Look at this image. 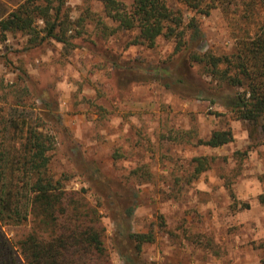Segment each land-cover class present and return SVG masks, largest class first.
Returning <instances> with one entry per match:
<instances>
[{
	"label": "rangeland",
	"instance_id": "374dc122",
	"mask_svg": "<svg viewBox=\"0 0 264 264\" xmlns=\"http://www.w3.org/2000/svg\"><path fill=\"white\" fill-rule=\"evenodd\" d=\"M24 1L0 0V18ZM164 1L185 22L195 17L204 35L201 52L231 53L237 38L252 35L264 20L261 0H216L209 15ZM63 8L71 21L69 44L45 39L33 46L23 32L0 40V122L18 100L38 114L45 109L42 97L58 113V129L44 119L54 137L49 168L63 175L68 190L84 189L97 204L109 264L126 261L114 248L115 208L95 195V173L111 182L122 207L137 193L131 230L155 234L134 264H264V204L258 200L264 192V143L262 136L250 137L260 128L233 118L219 100L182 97L149 73L123 77L114 64L161 63L174 50L172 39L158 37L152 47L136 43L138 31L116 29L100 0H64ZM249 13L255 14L242 16ZM189 70L202 86L211 82L201 66ZM228 128L229 143H198ZM201 156L208 168L195 176L194 158ZM17 229L2 227L8 237Z\"/></svg>",
	"mask_w": 264,
	"mask_h": 264
},
{
	"label": "trees",
	"instance_id": "16d2710c",
	"mask_svg": "<svg viewBox=\"0 0 264 264\" xmlns=\"http://www.w3.org/2000/svg\"><path fill=\"white\" fill-rule=\"evenodd\" d=\"M176 1L203 15H209L217 6L216 0ZM100 2L106 16L116 23V29L138 31L136 43L152 47L161 36L175 42L171 55L158 64L143 66L138 61L119 65L114 61L123 77L149 73L182 97L201 96L212 103L219 100L233 118L257 125L261 133L250 137L258 140L262 136L260 142L264 143V20L252 35L237 38V47L231 53L215 54L198 49L204 35L195 17L185 22L182 12L170 8L164 0H132L130 7L119 0ZM258 2L264 6V0ZM63 7L64 0L56 5H41L36 0L19 3L0 18V40L9 32H23L29 35V44L33 46L45 39L69 44L71 21ZM254 14L242 16L250 18ZM38 20L43 23L41 28ZM193 65L201 66L211 78L206 87L191 78L189 69ZM40 99L45 109L38 114L18 100L17 106H11L0 122V264H109L110 251L97 204L89 201L84 189L68 190L63 175L56 176L49 168L54 137L47 132L44 119L53 121L57 129L61 121L44 98ZM232 140L228 128L215 130L198 143L218 147ZM194 160L197 176L208 168V161L202 156ZM95 175L98 202L106 199L115 208L114 248L123 255L126 264H134L143 245L152 243L155 234L151 230H131L135 191L122 207L120 195L111 182L99 173ZM258 200L264 204V192L258 195ZM4 226L18 229L14 236L8 237L2 230Z\"/></svg>",
	"mask_w": 264,
	"mask_h": 264
}]
</instances>
